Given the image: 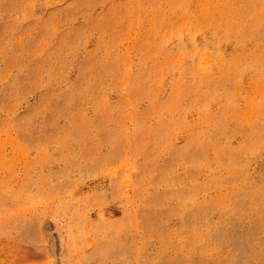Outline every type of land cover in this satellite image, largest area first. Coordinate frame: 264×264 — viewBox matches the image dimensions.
<instances>
[{"label":"rangeland","instance_id":"obj_1","mask_svg":"<svg viewBox=\"0 0 264 264\" xmlns=\"http://www.w3.org/2000/svg\"><path fill=\"white\" fill-rule=\"evenodd\" d=\"M0 264H264V0H0Z\"/></svg>","mask_w":264,"mask_h":264}]
</instances>
